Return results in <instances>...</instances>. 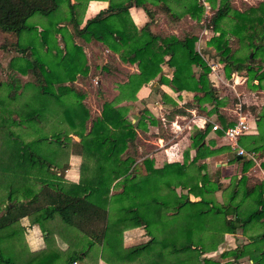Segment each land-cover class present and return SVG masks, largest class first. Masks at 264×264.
<instances>
[{
  "label": "trees",
  "instance_id": "1",
  "mask_svg": "<svg viewBox=\"0 0 264 264\" xmlns=\"http://www.w3.org/2000/svg\"><path fill=\"white\" fill-rule=\"evenodd\" d=\"M87 1L0 0V31L13 36L0 46L19 54L17 62L9 63L0 89L10 99L30 89L41 103L19 118V132L11 127L14 117L0 116V264H76L93 251V245L107 264H235L243 255L264 264V176L247 173L254 162L251 156L214 145L212 139L205 141L207 123L190 133V146L182 150L180 161L154 165L146 155L140 159L141 171L136 162L146 151L138 149L136 137L144 133L147 109L142 107L139 118L131 122L122 105L105 99L91 116L82 101L84 92L76 85L77 78L86 79L89 71L86 45L97 41L117 53L121 62L142 61L147 78L157 76L156 91L164 83L174 91L192 92L183 106L176 107L160 91L170 102L169 117L184 107L207 103V113H215L223 129L233 120L218 109L222 100L195 48L196 33L204 26L216 33L206 43L214 48L225 76L244 69L249 87L264 88V0L240 9L230 0H217L209 15L196 0H107V6L83 19ZM130 6L145 12L147 20L140 26L131 19ZM158 15L166 28L154 29ZM186 17L193 20L189 27L178 33L168 30ZM162 63L171 67L169 76L162 72ZM108 66L111 62L106 60L100 68ZM46 114L63 121L67 130L59 127L24 138L22 120L39 126ZM254 117L257 132L238 134L236 143L261 158L264 102ZM226 148L231 152L229 162L238 163L239 174L223 183L218 169L214 176L208 174L203 159ZM70 152L80 157L77 181L63 176ZM259 165L264 171V159ZM51 220L60 234L62 226L80 233L82 247L61 249ZM32 225L40 229V245L25 235ZM136 226L148 238L124 245L123 231ZM237 228L246 242L226 243L224 235ZM212 250L218 251L216 257L206 254Z\"/></svg>",
  "mask_w": 264,
  "mask_h": 264
},
{
  "label": "rangeland",
  "instance_id": "2",
  "mask_svg": "<svg viewBox=\"0 0 264 264\" xmlns=\"http://www.w3.org/2000/svg\"><path fill=\"white\" fill-rule=\"evenodd\" d=\"M257 1L259 0H230L231 4L237 9H240L242 6L247 5V4L254 5L257 3ZM217 4H218L217 0L213 4L210 3L211 6L208 9L209 13H211L213 9L216 8ZM159 18L160 17H158V20L153 24L154 29L158 27L166 26L162 18L160 19ZM192 22L193 20L191 18L186 17L185 19H182L178 24L180 27L187 28ZM203 28L210 30L209 27H205V26L201 27L199 31L196 33L197 38L198 36L201 35ZM170 29L171 27L168 28V30ZM176 32L178 33L179 31H176ZM228 36L231 40L232 36L230 34H228ZM9 39H13L12 34L0 31V44L3 41L9 40ZM199 47L200 45H198L197 47L195 46V48L198 51H200V53L202 54L201 48ZM86 52L90 60L89 71L86 76V79L81 80L80 78H77L76 85L80 90L84 92V97L82 101L90 109V115L92 116L93 114L100 111L102 103L105 99H114L116 103L122 105L126 109V114H127L126 118L130 120L131 122H136V120L139 118V115H140V109H142V107L148 108L145 105V103L147 102L146 98L148 97V94H141L142 92H140L139 89L142 88L143 84L145 85L147 81L152 79V78L148 79L147 75L143 71V66L141 65L142 61L138 63L134 62L136 65L133 69H131L130 67H125L124 65H122L123 62L119 60L117 53L111 51L108 48H104L100 44V42H97V41H90L86 45ZM213 53H215V51ZM18 55H19L18 52L15 51L10 46H5V47L0 46V80L1 79L4 80L5 78H7V76L9 75L8 70L10 68L9 63L13 60L17 62L16 57ZM28 56H30L29 50H28ZM215 57H217L216 58L217 60L214 62H210L206 60L205 58L203 59L205 60L207 66L209 67L207 76L209 72H212L211 77L213 80H210V83L211 82L213 83L212 85L215 89V95L220 97V99L222 100V104L220 106H226L225 109H226V112L228 113L227 114L228 119L232 120L234 118L235 112L233 110L236 109L240 105H241L240 112L241 111L245 112L249 110L254 116V114L258 112V110L260 109V106L264 102V88L263 87L262 88L249 87L247 84L246 76H245V70L244 69L237 70L238 75H243V78H244L242 82L240 81L238 83L239 84L243 83L245 87H248L254 91V94L252 95V99L250 101L251 102L255 101L259 105L257 106V104H253V103L245 104L244 102H242L243 93H242V90L239 88V85H237V87L235 86V88L231 86V84H233L236 80L234 81L231 74L228 77L224 76L222 62L218 60V56L214 55V58ZM106 60L111 62V66H108L107 69L100 68V65ZM116 63L117 65H119L118 67L115 65ZM164 65L165 64H162V67H161L162 69L164 68ZM212 65H213V68L211 67ZM194 70H196L195 72H197L198 68L196 67L194 68ZM20 77L21 79H24V76H20ZM253 81L255 82V80ZM260 90L261 92H259ZM138 91L139 93L137 94ZM170 96L174 101H180L178 103H181L182 101L187 99V97H189V94L185 92H181L179 94H172ZM0 100H1L0 116L3 115L6 118L14 117L16 123H12L11 127L16 132L17 131L19 132V118L22 117L24 114H26L28 111L33 110L41 105V103L37 101L32 96V94L30 95V89L26 91L25 95H21V94L19 95L18 93L13 99H10V98L5 97L4 88H1L0 89ZM151 100H149V102H151L150 109H147V112H145V118L147 120H145L146 126L144 129V133L141 134L140 136H137L136 141L138 145L140 146L139 150L144 147L149 152L148 155L154 158L153 153L160 152V148L156 147V144H157L156 136L160 134L165 139L167 132H168V126H161V129L160 130L158 129L155 132V126L157 125L154 123H156L157 120H155L154 117L158 115L157 113L158 111L153 105L154 100L152 101ZM209 107L210 105L205 103L203 106L200 107L199 105L195 108L197 109L198 112L207 113L206 109ZM207 114H210V113H207ZM152 117L155 121L153 123L149 121V118H152ZM252 121L255 125V119L254 120L252 119ZM21 125H22L21 127L22 129H26L25 131L23 130L22 136L27 139H30L40 134H50L53 131V129H57L59 127L64 128V130H67V127H65V124L63 121L57 120L54 116L50 114H46L45 117H43V119L41 120V124H39V126L32 121H25V120H22ZM191 132L192 130L186 133L185 139H183L182 143L180 144L182 145L181 152L184 148H188L190 146L189 135ZM69 135L73 138H76V135L73 134L72 132H70ZM143 135L145 136L141 137ZM218 135H220L218 136L219 137L218 143H221L220 145H228L227 141L221 137L222 136L221 133H218ZM208 137H209L208 132H206L205 138H208ZM215 142L216 140L214 141V143ZM143 156H146V154L145 155L143 154L142 156H140L136 162L139 170L141 171H142V166L140 163V159ZM230 157H231V152L227 148L222 151H219V152H216L214 154L204 157L208 174L210 176H214V171L218 169V177L220 180L223 181V183L228 182L231 176L238 175L239 174L238 173L239 172L238 163L229 162ZM257 158L259 159L260 157L255 156V159ZM79 160H80V157L75 153L70 152L67 155L68 167L76 169L78 172V177H79V171H78ZM158 162H160V160H158ZM247 173L250 175H254V176L257 175L259 178H262L264 176V175L262 176L260 169H258V167L254 164V162L248 168ZM63 176L66 179L71 180V181L78 180V177L76 180L67 178L64 172H63ZM179 191L180 189H178V192ZM216 196L218 199L221 198L220 191L216 192ZM49 224H50L53 234L58 238L57 245L60 246L61 249H63L64 247H69V248L70 247H74V248L82 247L83 245L82 242L84 241V239L82 238L80 233H78L75 230L66 229L64 226H62L61 229L59 230H64V232L60 234L55 230L52 220L49 222ZM29 233L34 235L35 240L39 241V244H42V241L40 239L41 232H40L39 227H37L36 225L28 226L26 229L25 235L31 236ZM232 237L235 238V241L238 239L237 242H240L241 240L245 239V235L242 234L239 228L236 229ZM232 237L229 239V241H233ZM138 242H141L140 238H136L135 240H133L131 244H135ZM122 243H123V234H122ZM124 245H130V244H124ZM216 254L217 253H213V255L215 256ZM98 259L104 264H107L99 257V249L97 251L95 250L94 254H92V252L88 253V255L85 254L83 257V261L80 263L77 262L76 264H98Z\"/></svg>",
  "mask_w": 264,
  "mask_h": 264
},
{
  "label": "crops",
  "instance_id": "3",
  "mask_svg": "<svg viewBox=\"0 0 264 264\" xmlns=\"http://www.w3.org/2000/svg\"><path fill=\"white\" fill-rule=\"evenodd\" d=\"M107 4H108L107 0H88L87 4L85 6L83 19L94 14L99 9L107 6ZM128 12L130 14L132 21L134 22V24L136 26H140L141 24H143V22L145 20H147V16H146L145 12L140 7L130 6L128 8ZM158 17L162 18L163 22L165 23L162 15H158ZM157 20H158V18H157ZM164 28H166V26ZM180 28L181 27L179 26V24H177L176 26L172 27L170 29V31L177 33L176 31H179ZM213 34H216V33L211 31V30H208L206 28H203L201 35L198 36L197 40L195 41L196 47L198 45H200L199 48H201L202 56H204L203 58H205L206 60H208L210 62H214L217 60L216 59L217 57L214 58V55L218 56L216 53H213L214 48L211 45H207V43H206L207 38ZM162 64H165L164 68L163 69L161 68L162 72L169 76L171 73V67H169L166 63H162ZM162 64H161V67H162ZM115 65L117 67L119 66V65H117V63ZM122 65H124L125 67H130L131 69H133L136 64L134 62L133 63L123 62ZM211 67L213 68V65ZM193 68H196V67L194 66ZM211 73L212 72H209V74H208L209 81L213 80L211 77ZM231 76L234 79V81L236 80L233 84H231V86L233 88H235V86L237 87V85H239V88L242 90V93H243L242 102H244L245 104H251V103L257 104V102H255V101H252V102L250 101L252 99V95L254 94V91L248 87H245V85L243 83H240L241 85L238 83V82H240V81L242 82L244 80L243 75H238L237 71H233L231 73ZM156 78H157V76H154L151 80L147 81L145 85L143 84L144 86L142 85V88L139 89L140 92H142L141 94H148V97L146 98L147 102L145 101L146 102L145 105L148 107L146 109H150L151 102H149V100H151V99L154 100L153 105L158 111L157 112L158 115H156V117H154V119L157 120V122L154 123L157 125V126H155V132H156V130L159 129V127L161 128V126H168V132H167L165 139L160 134H158L156 136V142H157L156 147L160 148V152H154L153 153L154 165H160L165 161H173V160L180 161L182 159V152H181L182 145H180V144L182 143L183 139H185L186 133L189 132L190 130L195 131V129H197V130L201 129L207 123L210 124V128L207 131L209 137L208 138L204 137V140L205 141H208V139H212L213 141L216 140L214 145H218V144L220 145L221 143H218V141H219L218 136H220V135H218V133L216 131V130H220V129H212L211 128V123L216 122V123H219V125H220V122H219L218 118L216 117V114L215 113L207 114L206 112L205 113L198 112L197 109L195 108V106L194 107L192 106V107H184V111L174 113L171 117H169L167 114L169 112V107H171L168 104L170 102H166V99L161 96L160 91H164L170 97V99L174 103V106H176V107L183 106L184 102L191 98L192 92L187 91V90L174 91L167 84H164V83L158 84V91H156L155 87H154L155 84H157ZM211 84H213V83L211 82ZM149 85H150V87H149ZM181 92H185V93L189 94V97H187V99H185L181 103H178L180 101H174L170 96L172 94H179ZM259 92H261V90ZM138 93H139V91L137 92V94ZM258 105L259 104H257V106ZM218 108L222 114L227 116L228 113L226 112V109H225L226 106H219ZM235 110L236 109H234L233 111L235 112ZM188 113H190V114H188ZM241 113H242L244 120L247 124V129L244 133L255 134L257 132V129H256V127L252 121V119L253 120L255 119L253 114L249 110H247L245 112L241 111ZM234 118H235V115H234ZM234 118L232 120H234ZM221 135H222L221 137L227 141L231 151H234V149L232 147V141L230 139H228L227 137H225L222 133H221ZM223 144H225V143H223ZM139 148H140V146L138 145V149ZM143 149L146 151L145 154L148 155L149 152L144 147H143ZM188 153L190 156L193 155L194 149L190 147ZM148 156H150V155H148ZM150 157H152V156H150ZM157 159L160 160V162H158ZM262 159H264V156L259 158V159L258 158L255 159L254 164L258 167V169H260V172L263 176L264 171L259 165V162ZM203 160L205 161V159H203ZM64 174L67 178L72 179V180H76L78 177L77 170L74 168H70V167H68L64 170ZM141 232H143V233H141ZM143 234H144L143 229L141 227H138V226L126 229L123 231V243L124 244H131L133 242V240H135L136 238H140L141 241H143L147 238V236L145 234L144 235ZM232 235H233V233L232 234L226 233L224 235L226 243L233 244V243L238 241V239L235 241V238L232 237ZM231 237L233 238L232 239L233 241H229V239ZM31 238H32V243L34 245H40L39 241L35 240L34 235L31 234ZM240 242H246V238L244 240H241ZM92 247H93L92 254H94V251L98 250V246L93 245ZM89 252H90V250L86 253V255H88ZM217 252H218L217 250H212V251L207 252L206 254L209 256H212V257H216L217 254L215 256V255H213V253H217ZM98 264H104V263L98 259ZM235 264H254V263L252 262V260L250 258H248L247 255H243L237 259Z\"/></svg>",
  "mask_w": 264,
  "mask_h": 264
},
{
  "label": "built area",
  "instance_id": "4",
  "mask_svg": "<svg viewBox=\"0 0 264 264\" xmlns=\"http://www.w3.org/2000/svg\"><path fill=\"white\" fill-rule=\"evenodd\" d=\"M203 8V14H211L209 13V8H210V2L208 0H196ZM211 128L212 129H220L222 130V134L230 139L232 141V147L234 151L238 154H245L247 156H251L253 160L255 161V156L253 153H247L236 143V136L238 134L244 133L247 129V124L244 120V117L242 113L240 112V106H238L235 110V118L232 121V124L229 126H226L222 129V127L219 125V123H211ZM264 194V192H263ZM262 249H264V244L262 245Z\"/></svg>",
  "mask_w": 264,
  "mask_h": 264
},
{
  "label": "water",
  "instance_id": "5",
  "mask_svg": "<svg viewBox=\"0 0 264 264\" xmlns=\"http://www.w3.org/2000/svg\"><path fill=\"white\" fill-rule=\"evenodd\" d=\"M26 53H28V51H27ZM194 132H197V129H195V131H194Z\"/></svg>",
  "mask_w": 264,
  "mask_h": 264
}]
</instances>
